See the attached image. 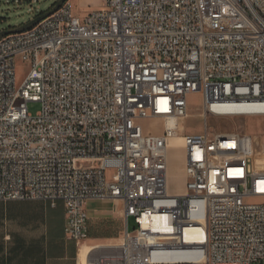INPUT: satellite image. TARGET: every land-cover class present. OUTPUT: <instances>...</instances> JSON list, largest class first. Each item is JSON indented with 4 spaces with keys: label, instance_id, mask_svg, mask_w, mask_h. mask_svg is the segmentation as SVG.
Listing matches in <instances>:
<instances>
[{
    "label": "built area",
    "instance_id": "obj_1",
    "mask_svg": "<svg viewBox=\"0 0 264 264\" xmlns=\"http://www.w3.org/2000/svg\"><path fill=\"white\" fill-rule=\"evenodd\" d=\"M18 58L29 64L20 84ZM195 92L205 130L183 132ZM242 116H264V0H105L84 16L66 1L0 37V200H63L65 233L81 244L86 201L121 199L122 241L89 245L81 264H253L264 165L252 135L210 124ZM175 137L179 194L168 187ZM201 219L206 240L194 242L186 229Z\"/></svg>",
    "mask_w": 264,
    "mask_h": 264
},
{
    "label": "crops",
    "instance_id": "obj_2",
    "mask_svg": "<svg viewBox=\"0 0 264 264\" xmlns=\"http://www.w3.org/2000/svg\"><path fill=\"white\" fill-rule=\"evenodd\" d=\"M85 208L89 237L78 244L65 233L63 200H0V264H81L89 245L120 241L122 221L126 227L121 199H89Z\"/></svg>",
    "mask_w": 264,
    "mask_h": 264
},
{
    "label": "rangeland",
    "instance_id": "obj_3",
    "mask_svg": "<svg viewBox=\"0 0 264 264\" xmlns=\"http://www.w3.org/2000/svg\"><path fill=\"white\" fill-rule=\"evenodd\" d=\"M58 0H0V30L20 26L51 9ZM105 0H67L71 4L74 14L84 16L93 9L99 8ZM29 64L21 58L17 60L16 77L20 84L28 72ZM189 116L182 122L183 132H202L205 130L204 120L201 116L203 101L200 92L189 96ZM29 111L36 113L41 108L40 102H29ZM147 124V122H146ZM210 124L217 130L241 131L253 137V152L260 156L258 163L264 165V116L242 117H212ZM155 131H161L163 126L158 122L149 123ZM180 143H177V145ZM185 152L183 147L171 146L169 149L168 187L171 193L186 192ZM260 197H252L250 201L259 202ZM129 229L137 227L135 219L131 216L128 220ZM124 223H121L120 241L123 238ZM253 264H264V259Z\"/></svg>",
    "mask_w": 264,
    "mask_h": 264
},
{
    "label": "bare ground",
    "instance_id": "obj_4",
    "mask_svg": "<svg viewBox=\"0 0 264 264\" xmlns=\"http://www.w3.org/2000/svg\"><path fill=\"white\" fill-rule=\"evenodd\" d=\"M177 143H180V144L177 145ZM171 146L183 147L182 139L178 138V137L173 138L171 140ZM163 218H164V216L156 214V215L153 216V220L152 221H153L154 224L162 226L161 228H165V226L163 224ZM204 224H205V219H201L199 221V225L190 226V227H188L186 229L187 235L190 238H196L197 241H194V242H205L207 235H206V231H205V228H204ZM85 257L83 258L82 263L85 261Z\"/></svg>",
    "mask_w": 264,
    "mask_h": 264
},
{
    "label": "water",
    "instance_id": "obj_5",
    "mask_svg": "<svg viewBox=\"0 0 264 264\" xmlns=\"http://www.w3.org/2000/svg\"><path fill=\"white\" fill-rule=\"evenodd\" d=\"M67 0H58L51 9H49L48 11L41 13L40 15L36 16L35 18L29 20L28 22L14 27V28H10V29H4V30H0V37L9 34V33H13V32H19V31H23L33 25H35L38 21H40L41 19H43L44 17L48 16L49 14L53 13L54 11H56L60 6H62Z\"/></svg>",
    "mask_w": 264,
    "mask_h": 264
}]
</instances>
